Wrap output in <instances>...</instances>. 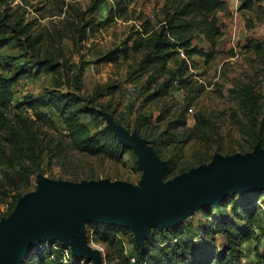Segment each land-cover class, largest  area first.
Masks as SVG:
<instances>
[{"label": "rangeland", "instance_id": "rangeland-1", "mask_svg": "<svg viewBox=\"0 0 264 264\" xmlns=\"http://www.w3.org/2000/svg\"><path fill=\"white\" fill-rule=\"evenodd\" d=\"M226 1L227 10L217 14L222 34L215 46L201 38L194 42L207 52L214 51L209 63L199 56L190 60L194 91L174 84L162 95L170 76L142 65L151 50L126 51L133 45L134 33L141 31L140 19H150L160 28L167 0H0L6 26L0 58L9 61L10 73L26 72L13 85L14 107L27 97L40 98L49 92L73 94L81 100L79 107L101 116L105 127L110 116L146 139L173 171L167 180L209 164L217 154L227 157L264 148V45L260 56L252 49L264 42V0ZM112 7L125 10L124 15L109 21ZM170 65L176 68L175 62ZM248 86H253V94H244L242 89ZM189 97H195L192 105ZM17 111L21 123L14 116ZM10 119L9 135L16 141L0 145V193L9 187L6 173L18 171L30 177V183L19 181L10 188L13 195L20 192L22 197L38 189L39 176L56 182L141 183L144 170L139 155L118 138L116 143L102 141L111 149L106 154L89 156L61 138L66 132L58 120L56 126L36 121L26 106L13 110ZM184 121L180 128H170ZM244 196L229 195L219 204L194 211L176 226L152 228L145 240L155 235L172 248L188 245L189 263L204 262L213 247L225 246L223 234L213 235L221 221L230 219L244 226L233 211ZM9 203L13 198L0 204V221L10 215ZM258 205L264 229V195ZM93 224L86 226L90 229ZM258 235V241L243 246V264L255 263L264 253V233ZM120 237L123 244L90 240L102 252L104 264L125 260L132 264L128 257H137V248L145 243L137 241L131 228Z\"/></svg>", "mask_w": 264, "mask_h": 264}, {"label": "trees", "instance_id": "trees-1", "mask_svg": "<svg viewBox=\"0 0 264 264\" xmlns=\"http://www.w3.org/2000/svg\"><path fill=\"white\" fill-rule=\"evenodd\" d=\"M228 8L226 0H167L163 7L165 14L164 20L157 29L153 21L150 19H140L142 21L141 31H137L132 36L133 45L130 50L136 54L145 50H151L145 57L142 65L146 70H153L161 76H170L169 81L162 89V95L174 84H179L181 89L194 91L193 75L190 72V60L195 56L204 58L206 62H210L214 58V51L207 52L204 48L195 44L196 39H203L215 46L217 39L221 36L222 30L219 25L217 14L224 12ZM116 7L110 8L109 21H114L119 16L122 17L125 10L118 11ZM6 26L0 13V52L6 45L5 32ZM264 42H258L253 45V50L258 56L263 52ZM252 46V45H251ZM184 52L185 57L176 59V57ZM264 57V55L262 54ZM175 62L176 68L171 67V63ZM10 67L9 61L0 58V145L3 143L15 144L16 137L9 135L10 133V117L13 110H19L22 106H26L28 110L33 112L37 119L43 123H49L56 126V121L61 122L65 130L62 139L69 141L70 147L81 154L89 156H99L106 154L109 150L107 143L103 140H112L116 143L117 137L109 127L104 126L101 116L90 108L79 107L81 100L73 94H65L58 92H49L44 97L35 98L27 97L21 105L14 107V91L13 85L23 76L25 71L20 69L14 73L7 70ZM244 94H253V86L244 87ZM189 104L195 102V97H189ZM255 103V101H253ZM257 103V107H258ZM259 109L261 106L259 105ZM15 117L21 116L19 111L15 113ZM21 117H18V123ZM85 119V120H84ZM186 122H178L171 129H178ZM161 156V154L158 152ZM172 170L168 167L165 179H169ZM9 180V187L0 193V204L6 203L7 200L13 198V203L8 205L7 212L9 214L14 210L19 198L22 197L20 192L13 195L12 189L19 185V181L27 180L30 183V177L27 172L18 171L16 174L6 173ZM244 199L233 208L235 218L238 219L243 227L238 226L230 219L221 221L215 234H223L226 240L225 246L222 248L213 247L205 258L204 262L192 261L191 264H243L242 248L250 241H258L260 236L258 232L264 233V229L260 223L261 213L258 202L262 199L264 191H254L250 195L244 194ZM255 195L256 198L250 196ZM223 201L222 204H224ZM89 232L92 233L91 241L102 243H116L119 241L120 234L126 232L128 228L120 227L112 224L94 223ZM178 231L172 235L174 239L178 236ZM155 236V235H154ZM151 237L145 240L143 247H138L136 256H129L130 262L132 258L135 263L132 264H190L188 255V245H164L158 237ZM120 237V238H119ZM171 237V238H172ZM67 248L59 241L55 243L43 242L30 249L28 256L23 264H93L86 259H80L72 256H65ZM123 264H130L125 260ZM264 264V253L257 257L255 263Z\"/></svg>", "mask_w": 264, "mask_h": 264}, {"label": "water", "instance_id": "water-1", "mask_svg": "<svg viewBox=\"0 0 264 264\" xmlns=\"http://www.w3.org/2000/svg\"><path fill=\"white\" fill-rule=\"evenodd\" d=\"M117 138L139 155V186L108 180L56 182L39 176L38 189L21 197L0 221V264H23L32 247L61 242L72 255L104 264L90 244L86 223L131 228L143 244L152 228L176 226L194 211L227 196L264 191V148L247 154L215 155L207 164L166 180L167 163L149 142L107 116ZM166 180V182H165Z\"/></svg>", "mask_w": 264, "mask_h": 264}, {"label": "built area", "instance_id": "built-area-1", "mask_svg": "<svg viewBox=\"0 0 264 264\" xmlns=\"http://www.w3.org/2000/svg\"><path fill=\"white\" fill-rule=\"evenodd\" d=\"M181 56L184 58L185 57V54H184V52H181ZM193 111V109H190V112H192ZM88 234L90 235V238L92 237V233L91 232H89L88 231ZM91 240V239H90ZM64 246V245H63ZM65 247V246H64ZM67 249L64 251L65 252V256L66 257H69L70 256V253H71V255H72V252H71V249L70 248H68V247H66ZM73 256V255H72ZM132 260V262L133 263H135V259L134 258H132L131 259Z\"/></svg>", "mask_w": 264, "mask_h": 264}]
</instances>
